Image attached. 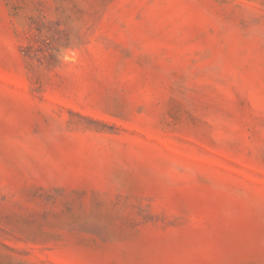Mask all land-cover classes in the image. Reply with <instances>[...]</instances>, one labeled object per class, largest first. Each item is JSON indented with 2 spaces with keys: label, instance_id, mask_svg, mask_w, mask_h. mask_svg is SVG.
<instances>
[{
  "label": "rangeland",
  "instance_id": "1",
  "mask_svg": "<svg viewBox=\"0 0 264 264\" xmlns=\"http://www.w3.org/2000/svg\"><path fill=\"white\" fill-rule=\"evenodd\" d=\"M0 264H264V0H0Z\"/></svg>",
  "mask_w": 264,
  "mask_h": 264
}]
</instances>
